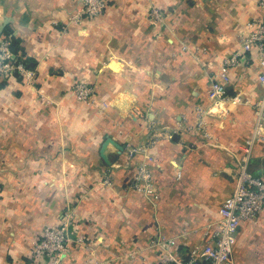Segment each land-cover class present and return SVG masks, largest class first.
Returning a JSON list of instances; mask_svg holds the SVG:
<instances>
[{
	"label": "crops",
	"instance_id": "crops-1",
	"mask_svg": "<svg viewBox=\"0 0 264 264\" xmlns=\"http://www.w3.org/2000/svg\"><path fill=\"white\" fill-rule=\"evenodd\" d=\"M82 1L0 0V36L19 40L37 75L35 87L0 80V264H43L33 242L66 209L70 237L83 241L61 264L185 256L212 240L243 164L264 178L255 111L264 85L252 54L228 71L222 113L206 116L212 139L187 129L210 107L209 87L260 17L259 0H107L101 15L74 22ZM77 81L93 83L108 110L79 104L68 92ZM169 129L178 132L150 142ZM122 146L141 150L127 159ZM145 162L150 193L133 187ZM227 264H264V212L239 224Z\"/></svg>",
	"mask_w": 264,
	"mask_h": 264
},
{
	"label": "built area",
	"instance_id": "built-area-1",
	"mask_svg": "<svg viewBox=\"0 0 264 264\" xmlns=\"http://www.w3.org/2000/svg\"><path fill=\"white\" fill-rule=\"evenodd\" d=\"M107 0H83L81 9L73 20L81 22L101 15L107 8ZM260 17L248 24L249 32L240 42L238 50L223 59L220 73L209 89V98L214 105L231 100L227 94L230 82L228 71L236 67L245 53L252 54L260 66L258 80L264 85V0H259ZM150 16L161 21L163 14L153 8ZM18 78L28 86L35 87L37 75L35 68H28L22 59H18L11 48V40L0 36V80ZM92 89L86 85H77L76 99L80 102L91 100ZM171 139L172 135H166ZM154 142V141H152ZM136 149L131 150V153ZM181 173H178V177ZM135 186L147 193L151 192L152 174L145 163L138 167ZM264 212V178L254 176L243 164L237 177L234 192L227 197L218 210L217 229L213 238L205 244L189 248L185 256L168 252L161 256L159 264H227L230 261L235 233L242 221L251 220ZM68 239L65 224L59 228H45L36 242L34 255L46 256L51 264L59 263L68 251Z\"/></svg>",
	"mask_w": 264,
	"mask_h": 264
},
{
	"label": "rangeland",
	"instance_id": "rangeland-1",
	"mask_svg": "<svg viewBox=\"0 0 264 264\" xmlns=\"http://www.w3.org/2000/svg\"><path fill=\"white\" fill-rule=\"evenodd\" d=\"M76 14V13H75ZM74 14V15H75ZM73 15V17H74ZM72 17V18H73ZM74 21V20H73ZM84 21V20H82ZM74 22H77V21H74ZM86 85V86H89L91 89H92V94H91V100H88L89 102H80L76 99V95H75V90H76V87L77 85ZM213 84V82L211 83V85ZM210 85V87H211ZM209 87V89H210ZM70 95L75 98V100L81 104V105H84V106H88V107H91V108H96L98 111L100 112H106L109 108V104L108 102H106L105 100L101 99L97 92H96V86L93 84V83H90V82H82V81H77V82H74L72 84V86L69 88V91ZM208 94H209V91H208ZM42 96V95H41ZM208 98H209V95H208ZM230 99H232L230 97ZM210 100V99H209ZM230 100H225L224 102H222L221 104H218V105H214L213 102L210 100V107L204 111L202 110L201 108H197V114H198V118H197V123L193 126V127H188L187 129L190 130V131H193L196 135H198L202 140H205V141H210L212 139V135H211V132L208 130L207 128V125L205 124V120H206V116H213L212 114L214 115H217V114H221L222 111H215L217 110V108H220L221 105H224V103H227L229 102ZM216 108V109H215ZM255 111L257 112V121H256V126H258L259 128H261V126H263V121H264V100H260L257 104H256V108H255ZM260 130V129H258ZM119 131L121 132V130L119 129ZM180 131V130H179ZM178 132V131H177ZM177 132L175 131H171L170 129L169 130H162V132H153L151 138L149 139L151 143H156L159 141V139L161 138H167L166 135H172L175 136L177 134ZM260 135V134H259ZM258 135V136H259ZM108 138V137H107ZM169 139V138H167ZM154 141V142H152ZM133 149H136L135 152L131 153V150ZM141 150V147H133V146H122L121 147V150H120V153L125 151V156L127 159H134L137 155V153ZM119 153V154H120ZM139 155V154H138ZM143 164V163H140L136 168H135V173H134V176H133V187L137 188L135 186L136 182H135V178L137 176V171H138V167ZM145 164L147 165V167L149 168V165L145 162ZM150 170V168H149ZM151 171V170H150ZM111 179L112 177L109 175L107 177V182L108 183H111ZM153 180V179H152ZM138 189V188H137ZM63 224H65V229H66V236H67V239H68V244H69V247H68V251L67 253L63 256L62 260L57 263V264H61V262H63L65 259L68 258V255L70 253V246H71V243L74 242V243H77V242H80L82 243L83 241V238L80 236L78 239L75 238L74 240L70 237V228H72V226L74 225V214L73 212L71 211V209H66L63 214H62V217L60 218V221L57 225L55 226H51V225H46L44 228H42L41 232L39 233V235L35 238L34 242H33V250H32V256L34 257V259L38 262L39 260H41L43 262V264H51L50 261H49V258L46 257V256H40V257H36L34 255V247H35V244L36 242L41 238L45 228L47 227H51V228H59V226L61 227ZM159 264V261L158 263Z\"/></svg>",
	"mask_w": 264,
	"mask_h": 264
},
{
	"label": "trees",
	"instance_id": "trees-1",
	"mask_svg": "<svg viewBox=\"0 0 264 264\" xmlns=\"http://www.w3.org/2000/svg\"><path fill=\"white\" fill-rule=\"evenodd\" d=\"M2 36L5 38H9L11 40V48L14 54H16V56L18 57V59H21L20 56L17 55V53H19V40L15 39L12 36V33L10 31H4V33H2ZM23 62L26 64V66L28 68H33L32 66L29 65L28 61H24Z\"/></svg>",
	"mask_w": 264,
	"mask_h": 264
}]
</instances>
